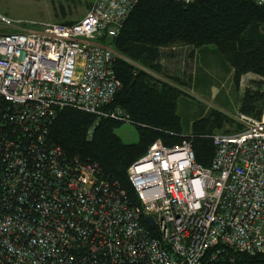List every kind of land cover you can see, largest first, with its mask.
<instances>
[{
  "label": "built area",
  "instance_id": "obj_1",
  "mask_svg": "<svg viewBox=\"0 0 264 264\" xmlns=\"http://www.w3.org/2000/svg\"><path fill=\"white\" fill-rule=\"evenodd\" d=\"M134 3L92 0L77 21L34 27L0 14V264H250L264 254V98L257 118L236 113L237 131L208 136L206 168L186 139L151 143L125 172L136 203L47 142L64 107L128 123L108 107L119 88L109 41Z\"/></svg>",
  "mask_w": 264,
  "mask_h": 264
},
{
  "label": "trees",
  "instance_id": "obj_2",
  "mask_svg": "<svg viewBox=\"0 0 264 264\" xmlns=\"http://www.w3.org/2000/svg\"><path fill=\"white\" fill-rule=\"evenodd\" d=\"M263 25L264 0H191L186 4L135 0L118 33L109 41L117 55L112 70L119 88L108 107L122 111L135 130L136 140L124 143L116 136L114 131L121 121H95L88 113L64 107L56 111L47 127V142L68 158L94 164L131 203L136 200L126 169L156 140L166 147L188 140L195 163L208 167L214 150L208 136L219 134L212 131L220 129L227 119L211 111L194 120L187 135L181 134L176 101L182 95L183 82L164 72L159 63L162 50L186 46L192 51L211 46L234 76L258 75L261 80L245 86L237 103L238 113L257 118L264 98ZM256 257L259 259L247 261L264 264V254Z\"/></svg>",
  "mask_w": 264,
  "mask_h": 264
},
{
  "label": "rangeland",
  "instance_id": "obj_3",
  "mask_svg": "<svg viewBox=\"0 0 264 264\" xmlns=\"http://www.w3.org/2000/svg\"><path fill=\"white\" fill-rule=\"evenodd\" d=\"M89 2L90 0H0V14L26 25L30 24L31 27L40 22H73L81 18L88 9ZM212 49L214 50L213 47ZM204 51L199 63L193 66L187 48L162 50L164 72L168 76L178 75L183 82L180 88L182 95L176 101V113L183 134L190 132L194 120L207 116L211 111L218 112L227 119L213 133L236 130L239 126L234 121V116L238 113L237 103L242 89L253 81L261 80L253 73L234 76L221 56ZM114 133L124 143L136 140L135 130L129 123L120 124Z\"/></svg>",
  "mask_w": 264,
  "mask_h": 264
},
{
  "label": "crops",
  "instance_id": "obj_4",
  "mask_svg": "<svg viewBox=\"0 0 264 264\" xmlns=\"http://www.w3.org/2000/svg\"><path fill=\"white\" fill-rule=\"evenodd\" d=\"M91 1H92V0H90V2H89V4H88V7H89V5L91 4ZM173 48H175V47H173ZM173 48H171V50H172ZM177 48H183V49H186V48H187V49L189 50V52H190V54H191L190 57H192L191 59H192V65H193V66H196V65L199 63L201 55H203L204 52H205L204 50H206V51L208 50L209 52H214V53H215V51L212 49L211 46L200 47V48L194 49V50H192V51H191V49H190L189 47H186V46H184V47H177ZM207 48H211V49H207ZM159 63H160V65L163 67V65H162V60H160ZM194 64H196V65H194ZM174 76H175V75H174ZM176 76H178V75H176ZM181 134H182V135H187L188 133L183 134V133L181 132Z\"/></svg>",
  "mask_w": 264,
  "mask_h": 264
},
{
  "label": "water",
  "instance_id": "obj_5",
  "mask_svg": "<svg viewBox=\"0 0 264 264\" xmlns=\"http://www.w3.org/2000/svg\"><path fill=\"white\" fill-rule=\"evenodd\" d=\"M144 222H145L146 224H148L149 227H152V225H153V223H152V221H151V219H150L149 217H146V218L144 219Z\"/></svg>",
  "mask_w": 264,
  "mask_h": 264
}]
</instances>
